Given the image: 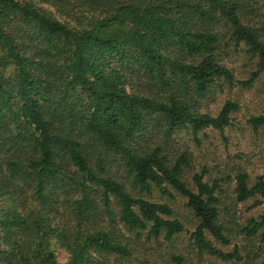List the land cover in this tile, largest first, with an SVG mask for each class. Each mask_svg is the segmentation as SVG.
<instances>
[{"label": "trees", "instance_id": "trees-1", "mask_svg": "<svg viewBox=\"0 0 264 264\" xmlns=\"http://www.w3.org/2000/svg\"><path fill=\"white\" fill-rule=\"evenodd\" d=\"M239 0H0V264H124L132 252L113 227L148 229L166 240L183 231L155 188L187 200L198 219L192 238L200 252L235 257L206 238L228 243L218 221L220 180L205 170L183 179L186 152L169 156L176 129L194 136L223 132L236 102L216 114L197 106L221 81L233 84L218 59V25L243 44L264 72V21H243ZM255 130L264 114L251 116ZM125 171L129 188L111 172ZM238 201L264 204V178L234 176ZM109 223V224H107ZM260 230L264 214L243 228ZM54 245L67 251L61 262ZM172 264H183L171 255Z\"/></svg>", "mask_w": 264, "mask_h": 264}, {"label": "rangeland", "instance_id": "rangeland-1", "mask_svg": "<svg viewBox=\"0 0 264 264\" xmlns=\"http://www.w3.org/2000/svg\"><path fill=\"white\" fill-rule=\"evenodd\" d=\"M239 1L243 5V21L251 25L264 21V0ZM216 31L220 37L219 61L230 69L236 81L247 79L255 68V59H250L243 44L236 45L229 39L226 27L218 25ZM236 81L231 85L221 81L222 88H215L208 98L197 103L201 111L211 114H216L226 100L237 103L238 109L230 114V124L223 132L206 128L194 136L191 129L182 127L164 143L165 152L171 157L187 153L189 163L184 167L183 179L191 188H194L192 175L202 170H205L204 181L220 180L218 221L224 226L228 243L216 240L208 232L205 236L213 246L233 252L235 257L223 260L206 251L200 252L191 235L198 219L187 206L186 198L174 190L173 197H170L153 188L146 198L168 204L172 214L167 218L179 220L183 231L166 240L163 233L158 237L149 235L148 229L128 230L117 222V217L114 218L113 227L124 235L132 252L124 264H172L171 255H180L184 259L183 264H264V240H261L260 230L252 236H247L243 230L251 219L264 214V204H254L260 199L258 195L238 201L234 191L237 173H246L250 185L258 176L264 178V127L254 130L247 122L251 116L264 114V72L250 86L243 87ZM110 168L130 189L123 168L116 165ZM53 247L57 259L66 261L67 251L59 245Z\"/></svg>", "mask_w": 264, "mask_h": 264}]
</instances>
